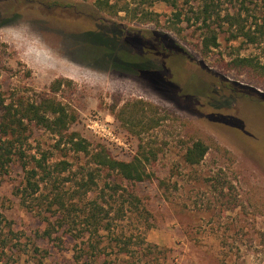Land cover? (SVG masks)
Here are the masks:
<instances>
[{"label":"rangeland","instance_id":"obj_1","mask_svg":"<svg viewBox=\"0 0 264 264\" xmlns=\"http://www.w3.org/2000/svg\"><path fill=\"white\" fill-rule=\"evenodd\" d=\"M115 1L118 7L98 0H0V86L7 102L47 90L56 78L71 79L56 95L78 114L71 130L87 138L91 149L104 145L121 160L137 154L140 139L117 114L135 99L157 105L165 119L143 135L157 151L148 165L151 178L130 182L103 170L92 193L112 202L114 216L125 202L126 216L118 224L169 249L163 263L136 248L133 262L264 264V104L258 103L264 102V0H221L222 17L242 13L247 26L255 31L259 24L263 34L256 43L235 38L226 22L215 19L219 45L206 53L205 27L191 13L202 0H176L189 22H177V9L163 1L110 2ZM125 5L128 11L121 10ZM100 29L122 31L128 49L151 58L150 67L123 71L94 60L104 42L85 32ZM175 54L182 55L176 68L170 60ZM237 57H251L257 66H235ZM196 138L205 140L209 151L192 166L183 153ZM30 143L33 151L52 149L50 162L67 160L72 172L91 161L63 145L56 148V137L40 128ZM23 174L15 164L0 184V212L10 221L0 226V264H73L76 242L63 236L54 218L53 237L37 236L47 223L21 204L17 187ZM58 175V187L71 190L73 182L63 179L69 172ZM113 184L127 190L115 194ZM51 187L44 184V192ZM127 191H135L139 209L129 206ZM103 238L111 247L109 237ZM108 251L115 257V250Z\"/></svg>","mask_w":264,"mask_h":264},{"label":"trees","instance_id":"obj_2","mask_svg":"<svg viewBox=\"0 0 264 264\" xmlns=\"http://www.w3.org/2000/svg\"><path fill=\"white\" fill-rule=\"evenodd\" d=\"M110 1L112 0H98L101 6L104 4L111 7L119 6L116 1L113 3ZM155 1L169 3L177 9L174 12L177 22L191 20V17H185L186 13L180 9L176 0H148L150 4ZM121 10L128 11L129 8L126 6ZM145 13L149 16L154 14L152 11H145ZM191 13L195 22L201 21L205 27L202 46V51L205 53L219 45V32L216 27L212 26L215 19L226 22L235 38L242 36L249 42L256 43L263 34V28L259 24L256 23L255 31L257 30L260 34L247 26L242 13L228 11L222 17L221 0H202L201 7L198 10L191 9ZM85 33L99 36L104 42L101 53L97 54L94 60L103 62L107 66L110 65V68L123 71H140L150 67L151 58L141 57L128 49L122 31L112 32L108 29H100ZM144 49L143 47L142 50L147 52ZM151 53L157 55V52L153 50ZM180 56L182 55L175 54L169 57L175 68L177 65H182ZM233 62L235 66H257L251 57H237ZM172 77L173 75L170 78ZM72 84L71 79L59 77L52 81L47 90L40 91L33 96H19L11 99L10 102H7L0 86V184L15 164L22 168L23 178L17 187L21 204L27 210L42 216L47 223V228L38 232L37 236L42 239L53 237L57 232L56 224L52 220L54 218L58 224L57 228L64 229L63 236L70 234L76 242L73 248V264H135L133 258L136 248L145 255H154L166 263L169 249L149 243L142 235L135 236L134 233H127L123 225L118 224L119 221H124L126 216L125 202L115 210L114 216L111 214L113 206L110 200L106 201L104 195L92 197L93 191L99 185L97 178L103 170L130 182L145 181L151 178L152 173L148 165L156 160L157 151L150 143L144 141L143 135L159 126L165 119V115L161 114L157 105L144 99H135L125 103L117 117L120 116L122 126L132 135L137 136L140 142L136 155L130 160H121L112 156L104 145H100L98 150L91 149V143L87 138L71 130L72 124L77 121L78 114L56 95L63 87H70ZM233 91H236V88H233ZM258 103L264 104V102ZM35 128L46 130L54 135L56 148L61 149L63 145L76 154L84 153L85 156H90L91 161L80 165L77 172H72L67 160L50 162L53 157L52 149L40 147L33 151L31 148L30 139ZM208 151L207 142L196 138L186 146L183 159L189 165H199ZM89 164L94 167H90ZM63 172H69V175L63 179L66 182H73L71 190H64L57 185L58 174ZM47 183L54 187L44 192L43 185ZM221 185L222 189H225L226 182H221ZM109 186L115 194H118L120 189L127 190L119 184ZM101 189L104 192V189ZM127 192L129 198L125 200H128L129 206L139 209L137 205L139 199L135 191ZM7 224H10V221L0 212V226ZM104 231L107 235L102 233ZM10 232L18 237L14 231ZM105 236L109 237L111 247L104 243L103 237ZM59 238L63 240L62 236ZM2 244L6 246L7 240L3 239ZM109 248L115 250V257L109 254ZM117 258L119 262H116Z\"/></svg>","mask_w":264,"mask_h":264}]
</instances>
